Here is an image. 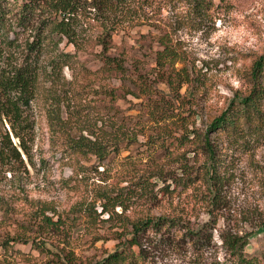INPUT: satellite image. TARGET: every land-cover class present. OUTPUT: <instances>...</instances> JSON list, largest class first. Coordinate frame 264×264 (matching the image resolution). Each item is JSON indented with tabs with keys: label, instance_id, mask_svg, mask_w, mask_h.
Returning <instances> with one entry per match:
<instances>
[{
	"label": "rangeland",
	"instance_id": "obj_1",
	"mask_svg": "<svg viewBox=\"0 0 264 264\" xmlns=\"http://www.w3.org/2000/svg\"><path fill=\"white\" fill-rule=\"evenodd\" d=\"M143 1L151 17L137 29L167 34L179 53L176 66L192 71L181 91L196 111L194 127L203 134L236 98L235 125L211 133L219 176H209L210 161L200 139L180 147L137 142L104 159L80 151L63 156L53 140L67 141L68 134L50 127L40 102L34 163L24 156L27 168L0 179V264H65L63 252L79 264H93L115 249L123 220L160 216L173 222L161 229L152 225L142 234L147 264H229L223 237L232 232L245 235L247 254L264 263V98L258 108L239 102L251 89L254 60L264 54V0ZM115 38L135 54L132 63L155 64V35L130 36L124 42L121 34ZM83 63H76V72ZM64 72L52 75L56 86L80 91L74 101L90 123L107 118L115 104L118 115L140 127L141 98L127 93L112 101L106 92L108 73H72L68 67ZM106 190L118 195L121 203L115 209L122 215L107 218L101 212L99 195ZM47 216L60 222L51 225ZM205 221L207 233H213L210 245L188 233Z\"/></svg>",
	"mask_w": 264,
	"mask_h": 264
},
{
	"label": "trees",
	"instance_id": "obj_2",
	"mask_svg": "<svg viewBox=\"0 0 264 264\" xmlns=\"http://www.w3.org/2000/svg\"><path fill=\"white\" fill-rule=\"evenodd\" d=\"M149 17L143 0H0V179L8 171L27 168L24 156L34 163L35 108L40 102L44 104L50 127L68 134L67 141L53 140L57 148H62L63 156L80 151L104 159L137 142L149 146L154 142L164 146L168 142L180 147L187 141L200 139L198 144H203L210 161L206 169L209 176H219L211 133L235 125L236 98L200 133L191 119L196 111L189 107L181 91L190 81L192 71L176 66L179 53L169 43L167 34L137 29L148 23ZM117 34L122 35L123 42L130 36L155 35L154 39L159 41L155 64L149 68L139 59L132 63L135 54L118 45ZM70 44L73 49L67 48ZM90 61L91 65L85 64ZM81 62L84 63L79 73H108L110 85L106 92L112 101L127 93L141 98V121L137 122L140 127L118 115L119 107L115 104L110 106L113 113L107 118H96L94 123H90L87 113L82 116L74 101L80 91L71 86L60 89L55 83L57 77L52 78L54 73H65V67L78 73L76 63ZM192 69L195 70V65ZM251 80L249 93L240 97L239 102L258 108L264 98V54L254 60ZM99 198L101 212H107V218L122 215L115 209L121 203L117 194L106 190ZM91 209L98 214L93 204ZM46 218L51 225L60 222ZM168 220L173 222L165 216L123 220L115 249L93 264H147L149 250L142 234L152 225L161 229ZM206 228H210L209 221L189 228L190 239L197 238L210 245L213 233L211 230L207 233ZM223 239L230 251L229 264H264L259 256L245 251L248 243L245 235L232 232ZM56 252L61 255L63 251ZM62 254L65 264H79L69 254Z\"/></svg>",
	"mask_w": 264,
	"mask_h": 264
}]
</instances>
